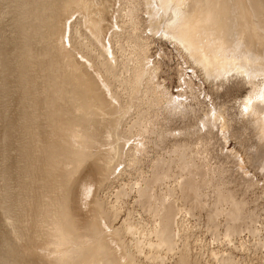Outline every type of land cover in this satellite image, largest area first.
<instances>
[{
	"label": "bare ground",
	"instance_id": "bare-ground-1",
	"mask_svg": "<svg viewBox=\"0 0 264 264\" xmlns=\"http://www.w3.org/2000/svg\"><path fill=\"white\" fill-rule=\"evenodd\" d=\"M263 208L264 0H0V264H264Z\"/></svg>",
	"mask_w": 264,
	"mask_h": 264
},
{
	"label": "rangeland",
	"instance_id": "rangeland-1",
	"mask_svg": "<svg viewBox=\"0 0 264 264\" xmlns=\"http://www.w3.org/2000/svg\"><path fill=\"white\" fill-rule=\"evenodd\" d=\"M153 39L155 41L153 42L151 49H150L152 59L159 58V60L162 61V66H161L162 71L160 72V75H159V79H160L159 81L162 83L164 82L167 85L171 95L174 96L177 100H182V99L184 100L187 98L185 103L191 106V108L193 107L196 109H202L206 111L209 108L212 110H218L217 108H220L222 105L225 108H228V109L230 108V110H233V107L236 104V101L238 99H242L246 95L244 90H239L238 92L236 91V93H233V94H225L222 92L223 95H221L220 98H216L214 95L211 94L210 84H208V82L207 83L204 82L201 76L196 74V72L189 65L185 64L181 55H179L178 52L174 51L173 46L167 40L161 39V37L157 35ZM182 78L185 80L188 78L187 80L190 79L194 81L195 86L199 89V92H198L199 98H200L199 101L195 99L193 100L192 98L191 99L193 101L189 99L190 95H187V93L185 92V86L183 84ZM184 95L186 96L184 97ZM225 149L229 152H234L236 158L243 159V157L245 156V153H244L245 151H243L239 147L236 140L229 139L227 143L225 144ZM213 162H216V159L215 160L213 159ZM230 165L232 166V164ZM243 168L246 169L248 173H252V169L249 168V165L244 164ZM138 218H140L139 215H137V219ZM262 220L261 222L263 223V226H264V214H263ZM186 224L187 225L189 224L190 228H192L191 226H196L193 220L191 221V219L187 221ZM194 228L195 227H193V229ZM193 229H192V233L194 234H192V240H194L193 242H195L196 245L202 244L203 242L207 246V245H210V243H212L209 236L207 238H204L206 237V235L203 234V231L200 228V226H198L194 230ZM263 234H264V230H263ZM197 247H199V249L202 248L200 247V245Z\"/></svg>",
	"mask_w": 264,
	"mask_h": 264
}]
</instances>
